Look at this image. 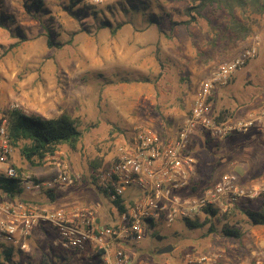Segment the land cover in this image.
I'll return each instance as SVG.
<instances>
[{
	"label": "rangeland",
	"instance_id": "1",
	"mask_svg": "<svg viewBox=\"0 0 264 264\" xmlns=\"http://www.w3.org/2000/svg\"><path fill=\"white\" fill-rule=\"evenodd\" d=\"M34 1L0 0V121L17 108L48 120L65 111L77 119L82 138L75 150L61 146L42 166L31 167L21 153L29 141L22 140L13 146L10 158L21 174L34 176L33 171L41 180L56 178V162L64 163L76 183L59 190L56 201L46 193L38 194V203L1 193L4 203L18 198L34 207L73 209L92 202L107 210L103 194L90 182L91 166L105 169L121 140L136 126H149L170 137L177 134L200 84L253 47L256 56L226 85L214 88L211 111H229L230 122L264 109V13L237 12L243 28L251 29L247 38L239 39L226 10L209 6L201 15L193 12L192 20L188 0H84L76 8L72 2L79 0H41L44 11L40 12L31 7ZM84 5L89 9L78 13ZM95 11L98 19L125 26L115 35L110 29H99ZM150 19L156 24H149ZM49 28L60 46H49ZM189 151L196 163L195 179L202 187L228 173L236 174L244 187L264 183V138L256 131L221 139L196 133ZM6 169L0 165V175ZM263 204L264 195L242 199L230 214L212 218V224L199 230L190 231L183 223L162 231L148 228L140 247L131 250L138 260L151 264H179L188 255L219 256L216 264H264V226H253L243 213L260 210ZM103 210L97 220L101 225ZM227 224L242 232L241 240L224 236ZM46 237L35 228L28 251L21 254L14 247L15 261L42 264L51 241L57 240L55 233ZM6 245L0 242V254ZM169 245L174 251L159 255ZM68 252L60 248L53 263L49 257L46 262L99 264L87 251L76 253L71 263L59 259Z\"/></svg>",
	"mask_w": 264,
	"mask_h": 264
},
{
	"label": "built area",
	"instance_id": "2",
	"mask_svg": "<svg viewBox=\"0 0 264 264\" xmlns=\"http://www.w3.org/2000/svg\"><path fill=\"white\" fill-rule=\"evenodd\" d=\"M256 53V47L244 51L200 84L190 105V115L177 134L170 137L140 125L125 135L98 178V187L109 205L110 220L104 225L97 222L102 209L98 204L73 209H38L25 202L4 203L0 199V242L26 252L32 231L44 225L55 231V247L91 253L103 251L101 264H151L138 260L131 250L140 247L146 229L168 230L176 223L195 221L204 215L220 218L230 214L242 199L256 200L263 196L264 183L244 187L238 176L231 173L207 188L201 186L195 190L196 163L189 155V141L196 133L221 139L256 131L264 138V109L247 119L219 124L209 101L214 88L226 85ZM12 155L13 145L4 115L0 121V165L7 167L3 175L21 180L22 191L32 196L66 191L76 183L69 167L61 162H56L54 179L41 180L21 174L10 163ZM119 201L124 210L115 204ZM218 259L219 256L188 255L179 264H216Z\"/></svg>",
	"mask_w": 264,
	"mask_h": 264
},
{
	"label": "trees",
	"instance_id": "3",
	"mask_svg": "<svg viewBox=\"0 0 264 264\" xmlns=\"http://www.w3.org/2000/svg\"><path fill=\"white\" fill-rule=\"evenodd\" d=\"M84 0L72 2V8H76L78 4H81ZM192 7L187 10L188 16L192 20H195L193 12L196 15H201V13L209 6H219L226 10L230 17L231 28L238 35L239 39H245L251 34L250 28H243V25L237 19V12H251L254 15H262L264 13V0H188ZM78 2V3H75ZM32 8H37V11H44L43 2L41 0H35ZM95 7H92L93 9ZM84 9H89L87 6L79 9L77 12L84 14ZM132 10H139L131 6ZM72 11V10H71ZM95 19L98 21L99 29H110L112 34H117L125 26V23H117L113 25L108 19H98V12H93ZM149 24H156L152 19L149 20ZM48 34V44L51 47L60 46V44L55 43V31L52 29L46 30ZM211 101V98L210 100ZM229 111H220L218 113H213L214 119L219 123H225L228 120L226 114ZM6 117L8 120L10 137L12 140V145L16 146L19 141L25 140L29 141V144L24 146L21 150L22 156L30 164L31 167L42 166L43 162L49 157L53 156L61 146H68L72 150H75L81 141L82 133L78 127L77 119L73 118L68 112H63L59 117L54 119H44L40 116L30 115L23 112L21 109H13L6 112ZM190 115V110H189ZM181 128L178 130V132ZM164 134V133H163ZM189 155H192L189 151ZM100 167L96 165L91 166L90 171V182L92 185L102 193L98 187V178L101 174ZM201 185L197 182L195 185V190H197ZM209 187V186H208ZM3 193L9 198H15L22 194L21 180L7 177L3 174L0 175V194ZM57 192L49 191L46 192L47 196L51 198L52 201H56ZM119 201L115 203L119 206L120 210H124L125 207L121 206ZM244 215L248 218L249 222L253 226H264V204L260 210L245 209L243 210ZM212 216L204 215L195 221H183L186 229L193 231L204 228L208 224H212ZM36 228L42 230L48 238H51L52 233L49 228L44 225H39ZM212 230V228H211ZM222 233L227 238H235L236 240H241L243 234L242 232L231 225H224ZM50 234V235H49ZM56 234V233H55ZM46 237V238H47ZM4 248L3 252L0 254V264H21L15 261V248L13 246H2ZM48 253L44 255V261L42 264H48L46 258L49 257L51 263H53V257L56 255L57 251L60 249L55 247L51 241ZM68 255H58L59 259L63 262L71 263L74 260L73 256L80 251L68 250ZM73 251V252H71ZM22 254V251H19ZM82 253V252H80ZM103 251L94 253L95 258L98 263L101 264V256ZM27 264H33L28 261Z\"/></svg>",
	"mask_w": 264,
	"mask_h": 264
},
{
	"label": "crops",
	"instance_id": "4",
	"mask_svg": "<svg viewBox=\"0 0 264 264\" xmlns=\"http://www.w3.org/2000/svg\"><path fill=\"white\" fill-rule=\"evenodd\" d=\"M237 115H240V113H239V111H238V113H237ZM14 165V164H13ZM15 167V166H14ZM31 173H33V174H35L34 176H39L36 172L34 173L33 171L31 172ZM65 193V192H64ZM88 197V196H87ZM20 198L21 199H24V200H33V201H35V202H37L38 203V201H39V198L40 197H38V195H34V196H32V195H28V194H26V193H24L23 191H22V194L20 195ZM86 200H85V202H87L88 201V198H85ZM18 200V198L16 199V200H14L13 202H19V201H17ZM91 204L92 205H96V204H94V203H92L91 202ZM36 205V204H35ZM37 207H43V205L42 204H38L37 205ZM103 209H101L100 211H99V214H100V212L102 211ZM103 212H105V215L107 216H105V218L104 219H102L103 221H102V223L104 222H108L109 220H110V214H109V207L107 208V210H103ZM51 230V229H50ZM51 231H53V230H51ZM55 232V231H54ZM54 243V242H53ZM28 250H29V248H28ZM82 253H84V252H82Z\"/></svg>",
	"mask_w": 264,
	"mask_h": 264
},
{
	"label": "water",
	"instance_id": "5",
	"mask_svg": "<svg viewBox=\"0 0 264 264\" xmlns=\"http://www.w3.org/2000/svg\"><path fill=\"white\" fill-rule=\"evenodd\" d=\"M174 251V247L169 245L167 247L162 248L161 250L158 251L159 255H165V254H170Z\"/></svg>",
	"mask_w": 264,
	"mask_h": 264
}]
</instances>
